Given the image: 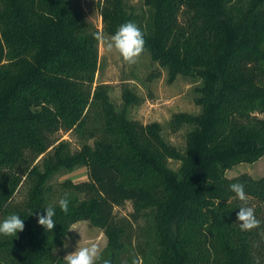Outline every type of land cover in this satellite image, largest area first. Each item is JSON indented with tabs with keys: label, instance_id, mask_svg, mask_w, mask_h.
Segmentation results:
<instances>
[{
	"label": "trees",
	"instance_id": "trees-1",
	"mask_svg": "<svg viewBox=\"0 0 264 264\" xmlns=\"http://www.w3.org/2000/svg\"><path fill=\"white\" fill-rule=\"evenodd\" d=\"M142 1L147 20L126 0H104V29L113 35L135 22L171 81L201 82V113L171 121L173 130L191 127L185 150L165 140L161 124L130 116L138 97L129 88L118 105L110 85H96L100 31L77 0H0V221L15 213L25 223L16 237H0V264H65L54 250L81 221L106 235L111 264H122L137 237L156 264H264V176H226L264 157L256 115L264 113V0ZM71 131H87L93 144L74 151L56 138ZM75 167L87 180L52 183ZM233 183L244 185L258 228L241 231ZM23 185L26 198L15 204ZM128 202L133 212L119 217ZM48 206L52 231L37 223Z\"/></svg>",
	"mask_w": 264,
	"mask_h": 264
},
{
	"label": "rangeland",
	"instance_id": "rangeland-1",
	"mask_svg": "<svg viewBox=\"0 0 264 264\" xmlns=\"http://www.w3.org/2000/svg\"><path fill=\"white\" fill-rule=\"evenodd\" d=\"M82 6L87 20L102 32L105 37L111 35L106 32L101 17V7L104 0H77ZM133 6L139 15H145V20L149 17L148 8L144 6L142 0H126ZM107 84L111 86V99L118 105L122 103V95L125 87L129 88L138 97V103L130 108V116L144 125L157 122L161 124L162 134L165 140L180 150H185L187 134L191 129L185 125L179 130H173L171 121L179 113H201V107L196 104L198 97L197 89L201 82L190 77L179 75L174 81L170 80L166 69L155 63L150 53L145 49L135 64L125 63L116 52L107 53L104 46L99 44V69L96 75V85ZM264 119V113L256 114ZM88 132L78 131L60 132L56 138L66 140L71 143V148L76 151L84 143L93 144L89 139ZM169 166L174 170H179L181 163L170 160ZM248 175L253 179L264 176V157L259 161L248 164L241 163L226 172L228 178H236ZM87 169L85 167H75L73 170H63L53 178V184L71 180L78 183L87 180ZM27 195V187L23 185L14 198V203H23ZM116 214L119 217H127L133 212L130 202L124 207L117 208ZM142 224V223H141ZM64 244L54 250L57 258H64L68 253L76 250L77 247L86 246L90 241L99 243L102 249V258L106 259L108 238L103 231L92 225L88 221H81L71 227ZM2 235H0L1 237ZM145 241L137 237L133 240V252L128 253L123 258L122 264H127L128 259L139 258L142 264H156V259L150 252V248L145 246ZM145 246V247H144ZM151 253V254H150ZM5 253H2L4 256ZM97 262V263H98Z\"/></svg>",
	"mask_w": 264,
	"mask_h": 264
},
{
	"label": "clouds",
	"instance_id": "clouds-1",
	"mask_svg": "<svg viewBox=\"0 0 264 264\" xmlns=\"http://www.w3.org/2000/svg\"><path fill=\"white\" fill-rule=\"evenodd\" d=\"M94 39L104 46L107 53L116 52L122 60L129 64H135L137 59L145 50L144 33L141 28L133 21H127L121 24L116 32L110 37H105L102 32H97ZM229 190L235 194V197L241 201L238 207L237 221L241 231H251L260 226V221L256 218L255 209L249 206V196L241 183L229 185ZM69 199L64 196L59 199L58 205L64 214L69 212ZM56 215V209L52 206L45 207V214H37V223L45 231H52L56 222L53 217ZM25 223L18 214H9L0 221V235L16 237L19 232L24 231ZM69 231H78L70 229ZM79 232V231H78ZM80 234V232H79ZM102 258V249L99 243L90 241L86 246L77 247L75 251L68 253L63 259L65 264H97ZM102 264H111L109 259H103ZM132 264H142L139 258L133 259Z\"/></svg>",
	"mask_w": 264,
	"mask_h": 264
}]
</instances>
